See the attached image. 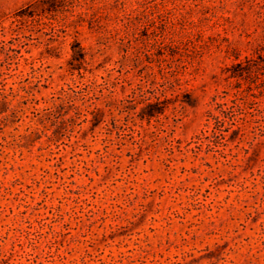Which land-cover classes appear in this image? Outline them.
<instances>
[{
    "label": "rangeland",
    "instance_id": "obj_1",
    "mask_svg": "<svg viewBox=\"0 0 264 264\" xmlns=\"http://www.w3.org/2000/svg\"><path fill=\"white\" fill-rule=\"evenodd\" d=\"M261 54L264 0H0V264H264Z\"/></svg>",
    "mask_w": 264,
    "mask_h": 264
},
{
    "label": "trees",
    "instance_id": "obj_2",
    "mask_svg": "<svg viewBox=\"0 0 264 264\" xmlns=\"http://www.w3.org/2000/svg\"><path fill=\"white\" fill-rule=\"evenodd\" d=\"M55 2V1H54ZM55 6H51V9H54ZM48 11H50V8H47ZM76 47V50H78L77 52H75V49H73V53H72V60H77L79 62H82L84 60L85 57V53H84V48L79 44V43H75V45H73ZM261 58L264 59V54H261L260 56ZM148 116H151L152 114H147Z\"/></svg>",
    "mask_w": 264,
    "mask_h": 264
}]
</instances>
